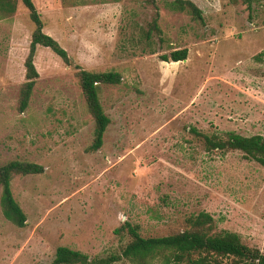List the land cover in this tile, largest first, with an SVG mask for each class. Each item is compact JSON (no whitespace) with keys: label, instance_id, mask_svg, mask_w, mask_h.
I'll return each instance as SVG.
<instances>
[{"label":"rangeland","instance_id":"1","mask_svg":"<svg viewBox=\"0 0 264 264\" xmlns=\"http://www.w3.org/2000/svg\"><path fill=\"white\" fill-rule=\"evenodd\" d=\"M169 1L155 0L161 35L147 38L149 0H33L44 33L74 65L122 76L100 88L110 124L97 152L87 151L95 124L76 70L48 48H37L39 78L18 111L34 25L21 0L0 19V166L44 168L11 181L27 220L14 226L0 206V264H50L61 246L117 257L131 241L118 232L125 222L144 238L163 237L201 212L215 233H235L264 254V168L240 151H208L203 138H264V0L250 11L245 0H189L202 21ZM184 48L185 61H161Z\"/></svg>","mask_w":264,"mask_h":264},{"label":"trees","instance_id":"2","mask_svg":"<svg viewBox=\"0 0 264 264\" xmlns=\"http://www.w3.org/2000/svg\"><path fill=\"white\" fill-rule=\"evenodd\" d=\"M254 0H245L247 10L252 8ZM155 15L149 24L146 33L147 38L151 34L161 35L158 25L159 10L155 0H149ZM28 11L29 18L34 25L31 34L28 55L24 61L25 82L21 86L18 111L25 112L29 107L33 90L39 78L34 59L38 47L50 49L65 65L72 66L76 70V77L80 90L84 96L87 109L94 124V139L87 149L88 152H97L103 145L104 134L110 124L109 117L105 114L100 103L99 93L102 85L117 86L122 82V76L118 72H91L84 70L80 65H74L67 51L51 36L44 33V24L37 11L33 0H21ZM18 0H0V19L12 17L17 9ZM168 7L173 11L187 12L194 20L202 21V11L189 0H171ZM186 48L175 50L169 56L160 57L163 62H180L187 59ZM205 147L208 151L218 150L240 151L247 159L255 161L264 168V138L262 136L243 137L229 133L226 138L218 136H203ZM44 168L36 163L13 160L0 166V206L4 218L18 228L25 227L26 215L16 202L12 191L11 181L14 176L40 175ZM187 228L177 234L144 238L138 228L125 222L118 232L126 231L131 241L123 249L120 256L104 259H89L79 251L67 247H58L53 261L50 264H114L122 259L131 264H154L159 258L161 264H219L220 258H232L236 264H264V254L258 249L243 244L235 233H215L213 230V218L201 212L190 216Z\"/></svg>","mask_w":264,"mask_h":264}]
</instances>
